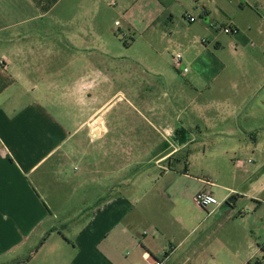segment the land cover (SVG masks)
Masks as SVG:
<instances>
[{
    "label": "crops",
    "instance_id": "obj_1",
    "mask_svg": "<svg viewBox=\"0 0 264 264\" xmlns=\"http://www.w3.org/2000/svg\"><path fill=\"white\" fill-rule=\"evenodd\" d=\"M155 1L162 8L158 19L135 22L123 16L124 31L109 12L115 2L0 0V253L26 248L29 255L15 259L32 256L26 264H165L173 249L162 261L157 240L182 235L179 248H186L191 233L184 223L173 226L160 204L165 194L152 175L142 171L144 177H130L135 168L170 159L179 139H171L170 130L163 135L147 117L150 128L143 130L136 119L108 114L114 102L126 98L123 93L109 100L100 96L101 89L125 83L132 111L139 112L134 102L156 109L150 97L140 95L141 88L153 91L156 84L140 83L139 73L168 84L164 75L110 50L123 42L121 36L143 31L156 19L155 24L162 22L169 0ZM209 17L204 5L201 19ZM117 164L118 170L108 171ZM263 180L253 181L244 193L246 212H227L232 205L208 212L200 226L213 223V238L223 234L222 248L210 246L209 256L200 259L264 264ZM204 186L202 191L215 195ZM220 190L236 203L237 188ZM199 215L201 220L204 212ZM37 233L39 240L27 248ZM55 234L62 239L50 240ZM200 251L196 248L194 257Z\"/></svg>",
    "mask_w": 264,
    "mask_h": 264
},
{
    "label": "rangeland",
    "instance_id": "obj_2",
    "mask_svg": "<svg viewBox=\"0 0 264 264\" xmlns=\"http://www.w3.org/2000/svg\"><path fill=\"white\" fill-rule=\"evenodd\" d=\"M95 1L101 6L103 2L107 5L115 2L114 7L108 6L109 12L124 31L128 28L123 16L144 22L153 17L158 19L162 9L155 0ZM204 5L211 13L207 21L201 19ZM189 16L197 22L191 23ZM165 17L155 24L156 19L143 31L132 32L128 38L121 36L123 42L118 40L110 48L113 53L122 52L125 59L144 62L164 75L168 84L158 77L139 73L140 83L156 84L153 91L147 86L140 87V95L150 97L156 109L148 111L134 102L139 112L132 111L125 100L131 97L125 83L101 89L100 96L109 100L118 98V92L123 93L126 98L114 102L108 114L121 115L127 121L136 119L143 130L150 128L144 121L147 117L163 135L167 136L166 131L170 130V138L179 139L178 149L170 159L153 163L146 170L142 165L130 174L144 177L142 171H146L147 176L152 175L153 183L165 194L160 204L169 212L173 226L175 222L179 226L184 223L191 233L185 249L179 248L182 235L157 240L156 244L162 247L161 260L173 249L170 261L165 264H232L222 257L215 263L200 259L201 255L209 256L208 247L222 248L219 237L223 234L213 238V223L200 226L208 219L209 211L199 208L193 197L205 189V184L215 193L219 207L227 209L224 204L232 194L220 189L233 186L238 190L237 201L226 211L239 215L248 210L244 193H248L253 181L264 179V82L254 90L264 78V0H169ZM210 23L218 28L233 26L238 33L226 34L212 28ZM178 54L189 70L185 74L173 66V57ZM111 62L108 60V64ZM111 167L108 171L118 170L119 164ZM199 210L204 212L201 220ZM237 224L241 232L243 225ZM62 237L55 234L50 240ZM38 240L39 233L27 248ZM196 248L202 251L194 257ZM27 253L26 248L16 253L1 252L0 264H15L16 257L28 256ZM189 255L191 261L186 262Z\"/></svg>",
    "mask_w": 264,
    "mask_h": 264
},
{
    "label": "built area",
    "instance_id": "obj_3",
    "mask_svg": "<svg viewBox=\"0 0 264 264\" xmlns=\"http://www.w3.org/2000/svg\"><path fill=\"white\" fill-rule=\"evenodd\" d=\"M188 20L191 23H194L197 21L196 18L189 16ZM211 27L214 29H221L224 31L226 34H236L238 33L237 29H235L233 26H223L222 28H218L216 25L213 23L211 24ZM173 66L177 71L187 73L189 70L187 67H185L183 57L181 54H178L173 57ZM194 203L201 208L203 211L207 212L212 210L213 208H217L220 205V202L218 201L217 197L212 194L209 191H202L198 194H196L193 197ZM155 264H162L161 262H156Z\"/></svg>",
    "mask_w": 264,
    "mask_h": 264
},
{
    "label": "trees",
    "instance_id": "obj_4",
    "mask_svg": "<svg viewBox=\"0 0 264 264\" xmlns=\"http://www.w3.org/2000/svg\"><path fill=\"white\" fill-rule=\"evenodd\" d=\"M127 45V44H126ZM47 240V238H45L42 243L37 247V249L35 250V252L39 251L41 249V247L44 245L45 241ZM32 259V256L28 257L25 260H21V261H17L15 264H26L27 262H29Z\"/></svg>",
    "mask_w": 264,
    "mask_h": 264
},
{
    "label": "water",
    "instance_id": "obj_5",
    "mask_svg": "<svg viewBox=\"0 0 264 264\" xmlns=\"http://www.w3.org/2000/svg\"><path fill=\"white\" fill-rule=\"evenodd\" d=\"M232 203H233V200H232V198H230V199H228V200L225 202L224 205H226V206L228 207V206L232 205Z\"/></svg>",
    "mask_w": 264,
    "mask_h": 264
}]
</instances>
